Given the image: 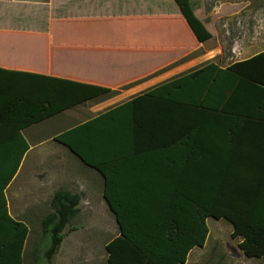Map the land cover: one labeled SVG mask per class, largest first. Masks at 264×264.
Returning <instances> with one entry per match:
<instances>
[{
  "label": "trees",
  "instance_id": "trees-1",
  "mask_svg": "<svg viewBox=\"0 0 264 264\" xmlns=\"http://www.w3.org/2000/svg\"><path fill=\"white\" fill-rule=\"evenodd\" d=\"M175 2L196 39L210 40L190 0ZM0 73V264H24L29 230L5 195L29 149L22 130L103 89ZM55 139L104 176L120 229L108 264H186L205 244L209 217L233 225L247 257L264 258V51L226 68L209 62ZM79 203L57 192L42 221L50 264Z\"/></svg>",
  "mask_w": 264,
  "mask_h": 264
},
{
  "label": "crops",
  "instance_id": "crops-1",
  "mask_svg": "<svg viewBox=\"0 0 264 264\" xmlns=\"http://www.w3.org/2000/svg\"><path fill=\"white\" fill-rule=\"evenodd\" d=\"M211 40L196 39L175 0H0V69L103 89L22 130L29 149L5 190L10 216L29 233V225L40 221L42 226L53 213L57 192L80 197L79 213L63 232L54 264H102L105 256L97 245L75 242L91 240L80 230L102 229L101 209L108 208L119 227L104 197V176L55 138L209 62L226 68L213 58L218 50L208 45ZM4 76L0 73V81ZM63 123L68 126L42 135L44 128ZM88 211L92 215L80 220L85 225L67 230Z\"/></svg>",
  "mask_w": 264,
  "mask_h": 264
},
{
  "label": "rangeland",
  "instance_id": "rangeland-1",
  "mask_svg": "<svg viewBox=\"0 0 264 264\" xmlns=\"http://www.w3.org/2000/svg\"><path fill=\"white\" fill-rule=\"evenodd\" d=\"M190 7L212 33V40L208 45L218 50L213 58L216 57V61L222 66L229 67L234 62L264 51V0H190ZM66 126L68 125L63 123L46 127L42 130V135L48 137ZM88 212L80 213L67 230L85 225L80 220L82 216L92 215V211ZM100 212L101 220H106V223L100 225L101 232L88 233L80 230L84 235H92L91 240L79 239L75 242L97 245L105 256L102 264H106L107 249L104 244L119 234V227L108 208L101 209ZM206 225L208 234L204 246L192 249L186 264H264V258H249L245 255L241 248L242 239L233 235L234 228L229 221L209 217ZM29 228L24 264H50L46 256L51 246L50 235L43 230L40 221L32 223Z\"/></svg>",
  "mask_w": 264,
  "mask_h": 264
},
{
  "label": "water",
  "instance_id": "water-1",
  "mask_svg": "<svg viewBox=\"0 0 264 264\" xmlns=\"http://www.w3.org/2000/svg\"><path fill=\"white\" fill-rule=\"evenodd\" d=\"M118 221V220H117Z\"/></svg>",
  "mask_w": 264,
  "mask_h": 264
}]
</instances>
